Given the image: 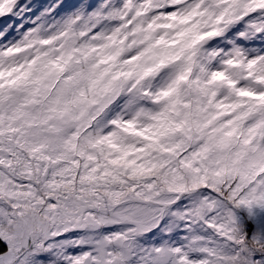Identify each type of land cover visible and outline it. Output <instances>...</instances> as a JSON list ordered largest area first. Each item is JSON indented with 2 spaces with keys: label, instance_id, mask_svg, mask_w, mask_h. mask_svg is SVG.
<instances>
[{
  "label": "snow or ice",
  "instance_id": "6c2138e0",
  "mask_svg": "<svg viewBox=\"0 0 264 264\" xmlns=\"http://www.w3.org/2000/svg\"><path fill=\"white\" fill-rule=\"evenodd\" d=\"M0 264H264V0H0Z\"/></svg>",
  "mask_w": 264,
  "mask_h": 264
}]
</instances>
